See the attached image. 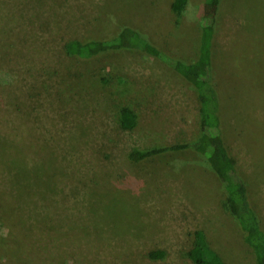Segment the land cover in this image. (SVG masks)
I'll return each instance as SVG.
<instances>
[{"label":"rangeland","instance_id":"1","mask_svg":"<svg viewBox=\"0 0 264 264\" xmlns=\"http://www.w3.org/2000/svg\"><path fill=\"white\" fill-rule=\"evenodd\" d=\"M203 1L178 15L172 0H0V264H194L196 229L224 264H255L204 155L145 154L200 135L192 85L138 50L64 49L130 27L193 61ZM215 18L223 138L264 228V0H221Z\"/></svg>","mask_w":264,"mask_h":264},{"label":"trees","instance_id":"2","mask_svg":"<svg viewBox=\"0 0 264 264\" xmlns=\"http://www.w3.org/2000/svg\"><path fill=\"white\" fill-rule=\"evenodd\" d=\"M187 1L172 0L171 10L175 14H181ZM203 2L204 14L201 20L198 52L193 61H183L169 56L138 30L130 27L111 37L86 41L72 39L65 43L64 49L68 55L81 59H90L120 50H138L161 59L192 85L199 104L200 135L181 145L173 144L161 149L154 147L145 154L150 156L178 148H189L202 153L223 187L225 203L237 221L244 235V241L254 254L255 264H264V228L250 204L246 181L238 171L235 159L228 151L223 138L220 100L211 79L212 41L217 22L215 17L221 0ZM135 122V111L123 107L120 110L121 127L131 129ZM135 155L141 157L144 154L132 152L131 156L136 158ZM147 255L151 259H164L166 252L156 249L149 251ZM184 255L194 264H224L218 252L209 245L201 229L193 231L191 245Z\"/></svg>","mask_w":264,"mask_h":264}]
</instances>
